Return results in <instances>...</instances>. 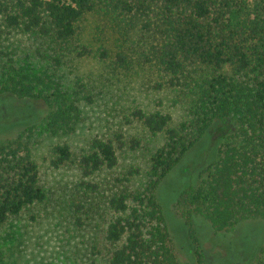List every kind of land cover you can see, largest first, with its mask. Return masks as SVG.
Returning a JSON list of instances; mask_svg holds the SVG:
<instances>
[{
  "label": "trees",
  "instance_id": "16d2710c",
  "mask_svg": "<svg viewBox=\"0 0 264 264\" xmlns=\"http://www.w3.org/2000/svg\"><path fill=\"white\" fill-rule=\"evenodd\" d=\"M90 18L98 20L92 30ZM87 58L125 77L148 76L184 111L176 121L162 109L114 108L115 127L79 152L66 141L50 149L52 170L77 169L85 202L76 211L93 208L100 219L99 252L109 264H181L158 191L218 125L234 128L178 200L199 264L198 220L215 235L264 223V0H0V99L49 108L41 123L0 140V230L24 215L35 221L50 202L32 138L77 131L97 88L67 70ZM138 127L159 143L128 131ZM143 150L144 161L121 167L122 153ZM254 250L247 259L225 250L210 262L264 264V245Z\"/></svg>",
  "mask_w": 264,
  "mask_h": 264
},
{
  "label": "rangeland",
  "instance_id": "374dc122",
  "mask_svg": "<svg viewBox=\"0 0 264 264\" xmlns=\"http://www.w3.org/2000/svg\"><path fill=\"white\" fill-rule=\"evenodd\" d=\"M95 21L98 20L90 18L84 25L92 30ZM87 34L89 35V30ZM71 70H67L68 78L83 77L97 88L96 101L85 107L84 117L74 134L64 137L45 134L33 136L34 156L40 165L42 181L50 192V202L34 211L35 221L30 219V215H24L0 230V264H109L104 254L99 252L103 246L100 219L92 213L93 208L88 214L76 211V205L85 202L77 189L80 181L78 171L74 167L52 170L49 167L51 147L55 143L66 141L73 150L79 152L85 147L88 138L115 127L117 119L114 120L113 117L114 108L119 110L135 104L147 109H162L170 112L176 121L184 115L183 109L174 105V95L171 92L155 91L148 76L136 79L125 77L117 74L113 67L105 66L92 58L78 61ZM7 107H10L9 113L5 115L3 111ZM48 112V106L42 101L2 97L0 140L14 139L25 128L41 123ZM232 128V124L225 128L218 125L210 130L159 188V201L167 217L181 264H199V261L195 252L197 243L190 237L180 215V194L193 185L199 178L200 171L215 159L219 147L225 143ZM129 130L130 133L143 137L146 145L153 147L159 143V139H151L141 127ZM144 152L122 153L121 167L144 161ZM78 217L82 221L78 222ZM195 230V238L202 244L201 252L206 264H212L218 252L220 257H224L225 250L247 259L252 257L257 245H264V223L260 220L247 221L230 232L217 235L213 234L204 221L198 220Z\"/></svg>",
  "mask_w": 264,
  "mask_h": 264
}]
</instances>
